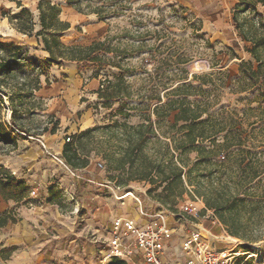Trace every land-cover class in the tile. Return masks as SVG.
Returning <instances> with one entry per match:
<instances>
[{"label": "rangeland", "instance_id": "rangeland-1", "mask_svg": "<svg viewBox=\"0 0 264 264\" xmlns=\"http://www.w3.org/2000/svg\"><path fill=\"white\" fill-rule=\"evenodd\" d=\"M18 1L39 30L38 12L28 7V0ZM230 1L234 34L226 42L210 36L191 0H126L124 14L106 22L73 8L61 11L60 19L70 23L61 36L64 45L88 46L111 38L113 51L105 55L108 65L78 71L73 63L46 62L42 44L18 33L9 22L20 8L13 0H0V42L23 50L13 71L0 72V122L14 135V142H0V170L29 183L19 201L0 196V215L10 212L19 220L0 228V264L35 260L32 248L54 264L104 260L100 251L107 249L110 221L117 214L135 215L138 201L145 211L173 213L172 221L180 229L204 226L221 240L213 243L215 249H233L237 262L264 264V205L252 218L241 210V224L231 229L242 238L229 235L216 212L205 205L206 199L222 202L214 190L218 187L214 169L223 158L185 152L181 123L174 120L178 111L165 118V109L155 110L183 99L203 113L207 126L218 122L229 129L234 122L241 123L254 146L264 142V104L254 102L255 93L240 92L247 83L239 78L240 63L256 62L247 51L251 44L237 29L241 24L245 31L255 29L263 35L259 55L264 57V5L256 0ZM237 3L240 8L235 12ZM46 89L55 93L45 97ZM150 121L152 135L147 129ZM226 131L217 135V142L223 141ZM68 137L80 159L75 163L86 159L85 168L72 169L62 159L60 148ZM142 137L145 141L136 151ZM196 145L211 147L208 139H199ZM258 147L253 153L263 150ZM178 169H183L181 180ZM262 179L255 181L250 200L264 203ZM192 202L199 208L197 214L188 211ZM226 207L224 215L231 221L226 214L229 204ZM99 223L104 226H96Z\"/></svg>", "mask_w": 264, "mask_h": 264}, {"label": "trees", "instance_id": "trees-1", "mask_svg": "<svg viewBox=\"0 0 264 264\" xmlns=\"http://www.w3.org/2000/svg\"><path fill=\"white\" fill-rule=\"evenodd\" d=\"M17 7L20 8L19 12L9 19L13 28L23 35L28 37L34 36L39 43L42 44L43 50L48 53L46 62L62 66L65 63H73L78 66V71L88 69L92 67H104L108 63L105 59L106 54L112 53V49L109 45L111 40L107 37L103 41L93 42L88 46L80 45H64L61 41V36L70 28V23L60 19L61 7L60 5L53 3L52 0H35L37 1L38 12V26L39 30H35V21L30 13L18 0H13ZM126 0H64L65 4L73 8L75 11L81 14H93L97 17L98 21L106 22L110 19L117 18L124 14L126 7L123 2ZM260 4L264 5V0H256ZM240 3L235 5V12H238ZM243 10V9H242ZM235 22L236 17L234 16ZM239 34L244 40L249 41L250 47H247V51L251 55L252 59L256 62V65L247 64L241 62L239 66V78L244 79L247 82L240 92L247 94L255 93L257 95L254 102L261 106L264 104V57H261L259 51L263 48L262 37L263 35L257 34L255 29H247L243 25H237ZM248 32V33H247ZM250 34V36H249ZM23 59L22 47L15 43H2L0 42V72L1 74H7L13 71ZM102 86V87H101ZM100 88L103 89V85ZM39 83L35 90H39ZM100 98H105L104 95H100ZM160 102V100L158 101ZM177 104V105H175ZM165 109L163 117H169L172 112L178 111L174 115L175 123H181V129L184 135V147L185 152L198 151L202 153L204 157L220 158L219 165H216L215 172L218 173L217 184L214 190L218 193V199L222 202L212 204L210 200H205L207 208L213 209L219 217L220 222L226 228L229 235L237 238H242L238 231L233 226L240 225V212L244 211V214L252 218L255 211L260 205H264L262 202L253 201L249 198V192L254 189V183L256 180L260 181L264 175V142H257L258 146H254L253 139L246 135V131L243 129L241 123L234 122L230 125L229 129L226 126H219L218 122L210 123L207 126L206 121L201 119L202 112L197 109H191L189 103L186 100L174 101L172 105L156 106L155 110ZM12 122L13 110H11ZM16 128L20 132H24V128L16 125ZM149 134H154L151 121L147 125ZM227 130V131H226ZM227 132L223 137L221 143L217 142V135ZM139 134V132H138ZM146 138V136H144ZM144 137L139 139L136 147L144 142ZM204 139L209 140L211 145L208 147H199L196 145L197 140ZM0 142L11 143L14 142V135L8 127L0 122ZM263 148V150L256 151L255 149ZM225 153V154H222ZM232 155V156H231ZM257 155H262V158H256ZM62 159L65 164L72 169L85 168L88 165L86 159H82L79 163V157L76 149L73 147V141L69 137V141L64 143L62 149ZM220 169V171H219ZM183 169H178L177 178L181 180V174ZM4 172V173H2ZM264 179V177H263ZM262 179V180H263ZM257 182V181H256ZM28 187L21 179H17L14 176L0 170V195L5 200L19 201L22 198V194L27 191ZM229 204L228 216L229 221L225 217L224 210L227 209ZM17 219L5 212L0 215V227L6 226L8 223L15 224ZM245 241L251 243L255 242L254 239H245ZM248 248L247 245H245ZM106 264H125L124 261L112 258Z\"/></svg>", "mask_w": 264, "mask_h": 264}, {"label": "built area", "instance_id": "built-area-1", "mask_svg": "<svg viewBox=\"0 0 264 264\" xmlns=\"http://www.w3.org/2000/svg\"><path fill=\"white\" fill-rule=\"evenodd\" d=\"M188 211L197 214L199 208L192 202ZM173 216L166 211H145L138 201L136 218L117 216L110 222L106 231L108 249L103 259L116 258L125 264L245 263L237 262L239 257L233 249H215L213 243L221 240L204 226L196 224L192 229H180L172 221Z\"/></svg>", "mask_w": 264, "mask_h": 264}, {"label": "crops", "instance_id": "crops-1", "mask_svg": "<svg viewBox=\"0 0 264 264\" xmlns=\"http://www.w3.org/2000/svg\"><path fill=\"white\" fill-rule=\"evenodd\" d=\"M28 1H29L28 7L31 10L34 9L37 11V9H36L37 5H34L36 1L35 0H28ZM191 2L194 5H197L200 15L204 18V27L209 32L210 36L214 40H217L220 42H226L228 39H230L232 37L234 32H233L232 26L230 25V21H231L230 7H232L234 5V2H232L230 0H191ZM60 7L62 10V14L65 13L66 10H72V8L69 7L68 5H66L65 3H60ZM43 52H44L43 56L47 57L48 56L47 53L45 51H43ZM54 93H55L54 90L46 89L44 95H45V97L50 98L51 95ZM61 149H63V148H60V150ZM15 178L21 179L25 182V177H23V178L15 177ZM28 184H29L28 182H25L26 186H29ZM1 198H2V196H1ZM3 200H5V199H3ZM7 201H10V200H7ZM117 216H125V215L117 214L115 217H117ZM125 217L136 218L137 213L135 215L125 216ZM18 221L19 220H17V222ZM8 224H11V223H8ZM8 224L4 227H7ZM100 224L101 223H99V225H96V226H98V227L104 226L102 224L100 226ZM109 226H110V223H109ZM0 228H2V227H0ZM107 229H106V231H107ZM107 249H108V247H107ZM107 249L105 251H100V254L105 253L107 251ZM29 251H30L32 258L36 257L35 260H32L30 258L28 261H26L24 263L19 262L16 264H54L53 262H49V261L44 260V256H45L44 253L37 252L38 250L36 248L29 249ZM6 259L7 258H4V260H6ZM104 262H105V260L101 259L98 262H95L94 264H104Z\"/></svg>", "mask_w": 264, "mask_h": 264}, {"label": "bare ground", "instance_id": "bare-ground-1", "mask_svg": "<svg viewBox=\"0 0 264 264\" xmlns=\"http://www.w3.org/2000/svg\"><path fill=\"white\" fill-rule=\"evenodd\" d=\"M238 255V254H237Z\"/></svg>", "mask_w": 264, "mask_h": 264}]
</instances>
